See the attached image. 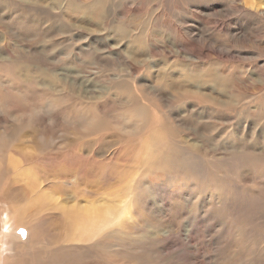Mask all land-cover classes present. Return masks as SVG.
I'll return each instance as SVG.
<instances>
[{"label": "rangeland", "instance_id": "rangeland-1", "mask_svg": "<svg viewBox=\"0 0 264 264\" xmlns=\"http://www.w3.org/2000/svg\"><path fill=\"white\" fill-rule=\"evenodd\" d=\"M107 1L105 32L0 9L10 262L264 264V0ZM122 202L76 236L69 207Z\"/></svg>", "mask_w": 264, "mask_h": 264}, {"label": "bare ground", "instance_id": "bare-ground-1", "mask_svg": "<svg viewBox=\"0 0 264 264\" xmlns=\"http://www.w3.org/2000/svg\"><path fill=\"white\" fill-rule=\"evenodd\" d=\"M107 2H108L107 0H0V9H3V11L5 8L7 10H9L13 14L14 20H16L20 17H25V18L34 17V14H33L34 10L43 9L47 12L45 22L48 24V28H51L52 24L48 23V8H46V7H48V4H50L54 10L59 12L58 21L60 22V25L62 27H67L69 30L70 26H71L70 28L72 29V27H74L75 25H76L75 28H77V26H79V24H83V25H87L91 29H94L95 31L96 30L97 31L103 30L105 32V31H108L110 29V25H113V24H111L112 22L111 23L108 22L109 21L108 20V11L105 7ZM254 2L255 1L253 0V3ZM242 4H240V5H242ZM256 4H257V2H256ZM25 7L27 8L28 16H24V8ZM257 11H259V10H257ZM88 30H89V28H88ZM94 30H91V31H94ZM120 34L122 35L120 38L122 40L124 39V44H125L126 43L125 38H127V35L124 31H122ZM6 39L7 38L5 36L3 24L0 22V49L6 50ZM122 43H123V41H122ZM194 55H196V54H194ZM0 60L5 61V59L2 57H0ZM212 64L214 65V63H212ZM218 64H220V63H218ZM218 64H216V65H218ZM190 67H191L192 73L202 80L206 79V81H207V79H208V80L214 81V82H221V83H219V86L222 85V87L224 86L222 81L232 82L230 80L231 79L230 77H232V75H229L230 72L228 74L230 77L227 76V78H225V77H223L225 75L224 73H222L221 76L214 74V72L212 71V67H211L210 69H208V73L206 75V76L210 75L211 76V79H210L206 76H203V74L198 73V70L196 69V65L191 61H190ZM200 71H201V69H200ZM216 73H218V72H216ZM220 73H221V71H220ZM237 79H239V78L237 77ZM236 83H237V81H236ZM132 88L135 90L134 87H132ZM130 90L131 89L129 88V91ZM1 192H2V188H0V193ZM126 204L127 203L122 202V204L116 210H114L112 212L111 211L108 212V210H106V208H108L109 210L112 209L111 205H106L105 206L106 208L99 209L98 206H94V203H92L90 205L91 206L90 208H87L85 205L84 206L82 205L80 207H75V206L69 207L68 209H69V213H70L71 217L73 218L74 222L78 223V225H77V230H78L77 234L78 235H76V236L79 237V235L85 233L86 230L88 233H91L95 224L102 222L103 219L106 217V214L109 215L111 218H114V219L121 216V215H126L128 212V211L127 212L125 211L126 207H127ZM129 206H128V208H130ZM17 209H18V205H8V207H6L3 204V202L0 201V222H1V220H5V215H6L7 211L11 210V211L15 212ZM124 212H126V214ZM25 215H26V212L24 211L23 212V218L24 219H25ZM26 223H27V221L19 223V217H17V218H14V220L11 223L7 222V225H6V223H3L2 225H0V226H2V227H0L1 229L6 228L5 231L3 229L4 236L2 239L4 240V245H5L3 251L5 253L10 252L9 254L4 255V259H3L2 264H28L26 258L23 259L22 263H21V261H14L15 254L12 258V263L10 262L9 259L11 257L13 250H10L9 246L12 245V246H14L13 248H15L16 251H19L18 250V241L15 242V241L11 240L12 238L11 239L5 238L6 237L5 232L7 231V229L17 228L19 226H14V225H20V224L24 225ZM4 226H6V227H4ZM13 230H15V229H13ZM29 234H31V233L29 232ZM31 255H32V257H35L37 255V252L34 251V248L31 249ZM44 261L45 260L42 259L40 261L32 262L30 264H40V263L42 264Z\"/></svg>", "mask_w": 264, "mask_h": 264}, {"label": "snow or ice", "instance_id": "snow-or-ice-1", "mask_svg": "<svg viewBox=\"0 0 264 264\" xmlns=\"http://www.w3.org/2000/svg\"><path fill=\"white\" fill-rule=\"evenodd\" d=\"M21 235H23V233H21Z\"/></svg>", "mask_w": 264, "mask_h": 264}]
</instances>
